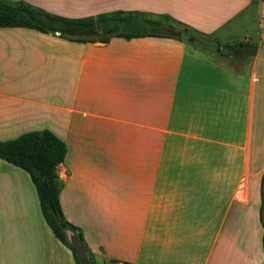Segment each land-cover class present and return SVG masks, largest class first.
Segmentation results:
<instances>
[{"label":"crops","instance_id":"1","mask_svg":"<svg viewBox=\"0 0 264 264\" xmlns=\"http://www.w3.org/2000/svg\"><path fill=\"white\" fill-rule=\"evenodd\" d=\"M0 1L69 19L137 13L221 48L241 42L224 61L175 38L0 27V132L64 142L59 203L95 264H264V0ZM18 169L0 159V264H75L39 203L18 198Z\"/></svg>","mask_w":264,"mask_h":264},{"label":"trees","instance_id":"2","mask_svg":"<svg viewBox=\"0 0 264 264\" xmlns=\"http://www.w3.org/2000/svg\"><path fill=\"white\" fill-rule=\"evenodd\" d=\"M27 27L43 33H59L71 41L106 42L112 37L139 38L147 36L175 38L201 49H214L222 57L233 54L240 42L212 43L206 36L184 24H165L137 13L111 12L95 18L69 19L49 14L21 2L0 1V27ZM239 48V47H238ZM249 55L255 46H249ZM65 155V144L50 131H30L16 139L0 141V159L25 171L35 188L41 215L54 236L72 254L75 264H95L78 228L64 216L58 194L61 186L56 165ZM264 244V174L261 177L259 210ZM70 233V236L67 233Z\"/></svg>","mask_w":264,"mask_h":264},{"label":"rangeland","instance_id":"3","mask_svg":"<svg viewBox=\"0 0 264 264\" xmlns=\"http://www.w3.org/2000/svg\"><path fill=\"white\" fill-rule=\"evenodd\" d=\"M264 21V20H263ZM177 25V23H174ZM253 25V23H252ZM260 31L261 27L255 26L254 25V30ZM256 39L258 40V37L256 36ZM216 55V54H215ZM217 59L219 60H224L228 61V57H222L219 55H216ZM25 131H9V132H0V139H14L18 137L21 133ZM17 183H18V188L23 189V191L19 192L20 194L18 195V198H22V200H26L27 202H34L35 204H38V200L36 197V192L34 189L33 184L31 183V180L28 176V174L21 169H18V177H17Z\"/></svg>","mask_w":264,"mask_h":264},{"label":"water","instance_id":"4","mask_svg":"<svg viewBox=\"0 0 264 264\" xmlns=\"http://www.w3.org/2000/svg\"><path fill=\"white\" fill-rule=\"evenodd\" d=\"M87 264H89V263H87Z\"/></svg>","mask_w":264,"mask_h":264}]
</instances>
